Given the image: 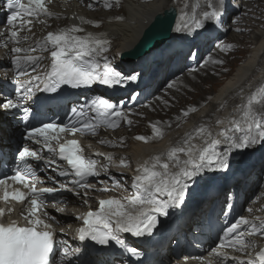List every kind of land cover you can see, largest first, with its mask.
I'll return each instance as SVG.
<instances>
[{
    "label": "bare ground",
    "instance_id": "1",
    "mask_svg": "<svg viewBox=\"0 0 264 264\" xmlns=\"http://www.w3.org/2000/svg\"><path fill=\"white\" fill-rule=\"evenodd\" d=\"M109 2L113 5L111 8L104 7V0H69L66 3L46 0L53 16L40 17L39 20L43 22L33 20L31 31L20 33L21 36L29 37L21 45L27 48L41 42L49 31L78 26L83 31L76 35L91 34L107 40L108 51L103 55L109 58L112 67L126 75L137 76L134 83L112 88L117 95L113 104L124 111L131 123L127 122V128H124L126 121L119 120L116 129L108 128L107 135L97 136L96 139L88 137L82 146L90 152L91 157L101 161L100 164L108 163L107 156L112 157L110 167L116 171L110 172L112 180H104L101 185H94L87 190L86 193L93 197L87 203L70 197L72 206L69 207L73 209L69 210L66 220L54 213L59 208H50L44 204L40 210L42 214L52 216L54 224L68 225L61 227L64 235L62 239L67 240L73 248L80 247L82 250L79 257L71 258V264H123L124 259L115 255L117 250L108 246L99 255V251H94L87 240L81 242L77 239V230L82 225L77 217L85 215L89 210H97L99 200L117 199L126 202L133 195L132 182L136 170L145 162L150 166L155 157H160L162 162L166 161V153L189 136L193 137L192 143L201 145L209 133L215 135L225 126L217 125V120L236 118L238 106L246 104L254 92L258 93L264 88V0H234L232 6L237 5L245 10L241 15H234L237 10L224 5L218 24L207 28L200 35L185 30L176 32L175 28L183 22L181 16L184 12L188 13L189 18H201V14L209 10L208 0H119L118 5L115 0ZM212 3L215 5L217 0H212ZM167 7L175 10L171 38L143 59L131 61L129 56L142 48V32ZM0 14L3 16L1 1ZM220 23L225 32L231 30L223 44L218 42L226 34L220 32ZM4 28L0 25V30ZM178 34L181 36L177 37ZM156 38L152 37L147 42H156ZM244 43L246 46L252 45L246 58L215 89L217 80L223 77L231 63L236 62ZM33 54L43 57L33 75H43L50 65V52L37 48ZM202 58L204 62L198 67ZM5 71L9 72L8 78L4 77ZM167 74L171 79L167 85H163L164 79L166 81L168 78ZM11 77L9 57L5 55V49L0 47V89L5 95L14 96L10 88ZM26 79L28 77L21 80ZM169 84L173 86L169 88ZM132 96L136 99L133 100ZM91 97L108 99V92L95 89L88 94L74 95L68 105L79 104L81 98L89 101ZM261 100V103L253 104V110L264 117V98ZM63 110L61 107H50L45 112L47 116L54 117ZM184 112L188 115L185 116ZM22 115V110H12L10 113L0 111V153L10 160V140L21 131ZM153 125L161 129L162 135H154ZM200 128L205 130L203 137L197 133ZM138 136L146 137L147 141L136 139ZM126 143H129L127 150H121ZM31 148L37 149L34 146ZM238 151L234 150L230 157ZM251 156L239 171L221 183L218 181L220 175L216 172H206L203 176L206 175V180L213 183L205 192L184 199L185 202L178 208L169 209V222L155 230L151 236L128 238L123 234L125 244L140 250L149 259L146 264H219L213 250L217 249L219 235L223 234L226 227L239 217L257 224L264 221V143ZM121 160L125 161L124 165H121ZM48 176L62 182L56 178L53 167L43 165L38 177L44 182L38 183V188L57 187L47 179ZM223 202H226V206L225 212L221 214ZM243 208L245 213L240 214ZM212 235L216 236V242L212 241ZM245 239L253 242L254 246L247 251L254 258L264 248V236H246ZM56 247L59 249V243ZM222 251L229 257L225 264H236L239 259L248 258V255L231 248ZM57 256L54 264H59ZM185 257L192 258L185 260ZM197 257H203V260Z\"/></svg>",
    "mask_w": 264,
    "mask_h": 264
},
{
    "label": "snow or ice",
    "instance_id": "2",
    "mask_svg": "<svg viewBox=\"0 0 264 264\" xmlns=\"http://www.w3.org/2000/svg\"><path fill=\"white\" fill-rule=\"evenodd\" d=\"M115 3L118 5L119 0H115ZM112 6L109 0H104L105 8ZM3 8L7 10V27L0 30V47L5 49V55L9 57L11 83L15 95H5L0 89V111L10 113L12 110H22L25 113L23 120L27 124L28 108L25 106V101L33 99L38 92L57 94L62 86L79 89L90 88L95 84L112 89L118 86L125 87L137 80L136 75H126L111 66L109 58L103 55L108 51L107 40L91 34L76 35L83 29L75 25L56 32L49 31L37 45L22 47L21 45L29 37L21 36V31H31L33 20L43 22L39 20L40 17L53 16L46 0H27V3L22 0H6ZM207 8L209 10L204 11L199 19L189 18L188 13L184 12L181 16L183 22L175 28V31L181 32L191 27L200 29L203 26L202 21H220L224 0H217L215 5L212 0H208ZM37 48L50 52V70L43 75L31 74L43 59L42 56L33 54ZM8 76L9 72L5 71L4 77L8 78ZM25 76L28 79H20ZM172 86V84L168 85L169 88ZM131 98L136 99L135 96ZM261 98H264V88L258 93L254 92L246 104L238 106L236 118L227 121L217 120V125L225 126L215 135L209 133L207 138H203L201 145L192 143L193 137L189 136L166 153V161L162 162L160 157H155L150 166L145 162L136 170L132 182L133 195L126 202L117 199L99 200L97 210H89L85 215L77 217L82 221V225L77 230V239L81 242L90 240L100 246L114 242L115 245L125 248L123 234H130L136 238L151 236L158 227L159 217L167 216L169 209L181 206L187 190L198 177L206 172L228 169L229 158L234 150H244L264 143V117L253 110V104L261 103ZM85 108L88 111H85ZM71 112L72 117L68 124L45 122L39 127L30 128L22 137L25 142L31 141L33 144L41 145L42 150L52 154L51 159H46L40 151L29 147L28 143H23L16 151L15 166L10 169V174L0 178V191H2L0 200L11 199L21 204L25 202L30 204L28 212L21 213L25 225L15 220L0 223V264H54V254L58 255L59 264H71V258L79 257L81 254V248H73L67 240L57 242L52 226L46 223L38 212L46 203V195L68 191L80 196V192L75 189L92 188L88 183L89 178L106 174L112 157L107 156L108 163L100 164L96 159L86 155L79 141L63 140L61 134L95 135L102 125L115 128L119 120L128 123L131 121L122 109L104 98L93 99L80 109L73 108ZM183 114L188 115L187 112ZM152 127L154 135H162L159 127L156 125ZM204 131L200 128L197 133L203 137ZM136 139L147 141L143 136H138ZM30 160L44 161L48 165L57 164V160L63 161L65 167H57L53 171H56L59 177L71 176L72 179L68 183H63L53 176H48L47 179L58 187L38 188L37 184H42L44 181L37 176ZM120 163L124 165L125 161L121 160ZM10 182L22 185L26 191L21 188L9 191L8 189L13 187V183ZM84 196V202L87 203L86 192ZM8 211L11 212L12 209ZM57 211L63 212V209ZM4 212L5 210L0 208V216H3ZM255 235L264 236V221L257 224L244 217L237 218L223 230V234L219 237L220 243L217 249L213 250L219 264H225L229 259L222 251L224 248H231L235 252L248 255L247 250L254 245L245 237ZM57 243L59 249L56 247ZM126 251L132 257L141 255L135 247H126ZM191 258L185 257V260ZM196 259L203 260V257ZM236 264H264V248H261L254 258L248 255L247 259H239Z\"/></svg>",
    "mask_w": 264,
    "mask_h": 264
},
{
    "label": "rangeland",
    "instance_id": "3",
    "mask_svg": "<svg viewBox=\"0 0 264 264\" xmlns=\"http://www.w3.org/2000/svg\"><path fill=\"white\" fill-rule=\"evenodd\" d=\"M238 2V1H237ZM231 3H234V0H224V5H227L229 9H233V10H237V12L234 14V15H241L242 12H244L245 10L242 8H239L237 7V5L235 6H232ZM235 4H238L235 2ZM232 15V13L230 14V16ZM202 24L203 26L200 28V29H195L194 27H191L190 29H187L185 31H187L188 33H194L195 35H200L202 32H204L207 28H211V27H214L215 24H218V22H208V21H202ZM221 24V27H222V23ZM219 24V25H220ZM218 25V26H219ZM172 30H173V27H172ZM224 31L225 32V29L222 27V30L220 32ZM223 32V33H224ZM231 32V30H226V34H224V36H222V38H220L218 40V42H220L221 44H223V40L225 39V37H227V34H229ZM171 33L172 31L169 33L167 39L161 43L160 45H157L155 46L152 50H156V48H159L161 47L163 44H165L170 38H171ZM198 33V34H197ZM181 35L178 34L177 37H180ZM255 43V42H254ZM244 46V47H243ZM252 47V45H247L246 46V43H244L241 47H240V55L239 57L237 58L236 62H233L230 64L229 66V69H227L226 73L223 75L222 78H220L219 80H217V86L215 87V89L225 80V78H227L233 71V69L235 68L236 65L240 64L241 62L244 61V59L246 58L247 54H248V51L249 49ZM214 47H212V49H214ZM152 50H150L147 54L143 55L142 57H140L141 59L144 58V56L146 57L147 55H149ZM210 51V50H209ZM208 51V52H209ZM203 57V55H202ZM139 58V59H140ZM187 60V58H185ZM201 62L203 63L204 62V59L202 58L200 60V63H198V67L201 65ZM200 64V65H199ZM197 67V66H196ZM203 67V70H204V66ZM202 70V68H200V71ZM202 70V71H203ZM168 78H166V81L164 79V84L163 85H167V81H169L171 79V76L169 77V74H167ZM170 78V79H169ZM214 89V90H215ZM155 98V96L153 97ZM153 100V99H152ZM157 100V99H156ZM121 122V121H120ZM127 122H124V128H127ZM125 147H129V143L125 144L124 147L121 148V150H123ZM261 147V144H257V145H254L250 148H247V149H244V150H240L238 151V153L235 155V156H231L229 158V167L228 169L224 170V171H220V172H216L218 175H220L218 177V181L221 183L223 181H225V179H227L230 175L236 173L237 171H239L242 167H243V164L247 163L249 161V159L252 157L251 155L257 151L259 148ZM124 149V150H127ZM116 149V148H113V150ZM118 149V148H117ZM263 171V170H261ZM209 173V172H207ZM206 175L205 176H201V178H197L196 181L194 183H192L191 187L187 190L186 194H185V198L184 199H188V198H193L195 197L196 195L198 194H201L206 188H208V186L213 183V181H210V180H206ZM200 180V181H199ZM196 187V189H195ZM194 190V191H193ZM205 192V191H204ZM185 202V201H184ZM226 205V202L224 204V207ZM224 207H222V209L220 210L221 214L224 213ZM244 209V210H243ZM241 210V214H244L245 213V208H243ZM170 211V210H169ZM169 216V217H168ZM170 220V215L168 214L167 216H164V217H159V225H163L165 226ZM158 228V227H157Z\"/></svg>",
    "mask_w": 264,
    "mask_h": 264
},
{
    "label": "water",
    "instance_id": "4",
    "mask_svg": "<svg viewBox=\"0 0 264 264\" xmlns=\"http://www.w3.org/2000/svg\"><path fill=\"white\" fill-rule=\"evenodd\" d=\"M170 26H171V21H170V17L169 16L165 15L163 17L161 16V17L157 18L154 26L152 27V29H150L147 32V34L145 35V37L143 38V40H142V48L139 49L138 51H136L135 53L131 54L129 56V59L131 61L137 60L140 57H142L143 55L147 54L155 46L160 45L161 43H163L167 39V37L169 35ZM152 37L153 38L157 37L156 38V42H149L148 43L147 40L152 38Z\"/></svg>",
    "mask_w": 264,
    "mask_h": 264
}]
</instances>
